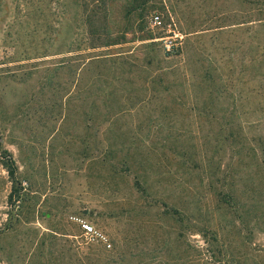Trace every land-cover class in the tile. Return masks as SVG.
I'll list each match as a JSON object with an SVG mask.
<instances>
[{
    "label": "rangeland",
    "instance_id": "rangeland-1",
    "mask_svg": "<svg viewBox=\"0 0 264 264\" xmlns=\"http://www.w3.org/2000/svg\"><path fill=\"white\" fill-rule=\"evenodd\" d=\"M122 1L112 21L122 18ZM9 2L0 0V140L16 160L23 196L16 205L9 202L12 181L0 163V264H90L89 241L76 218L108 242L129 234L137 249L157 248L158 233L183 234L174 209L195 213L200 226L219 235L211 244L199 233L184 234L193 264H264V163L251 149L259 136L264 140V0H158L148 13L149 23L161 16V24L150 26L155 43L141 40L148 30L135 23L127 42L82 51L80 57L119 55L128 62L117 81L121 111L102 125L95 142H101L97 154L113 142L122 149L119 159L136 153L135 169L142 163L148 171V196L136 187L141 171L116 175L110 163L86 158L93 133L86 111L63 88L70 79L53 78L54 70L45 68L66 55L23 60L26 40L11 33L21 28L10 27ZM44 13L50 14L47 8ZM82 15L71 3L75 34L82 32ZM174 28L184 39L169 54L161 38ZM210 84L219 120L200 108L212 94ZM225 122L250 142H224L217 150ZM184 146L194 168L183 167ZM209 164L221 171L211 175ZM226 189L235 192L232 206L221 199ZM176 249L183 255L182 243Z\"/></svg>",
    "mask_w": 264,
    "mask_h": 264
},
{
    "label": "trees",
    "instance_id": "trees-1",
    "mask_svg": "<svg viewBox=\"0 0 264 264\" xmlns=\"http://www.w3.org/2000/svg\"><path fill=\"white\" fill-rule=\"evenodd\" d=\"M8 11L11 19L10 27L13 28L15 24H20L18 32H11L13 36L15 34L20 36V39L26 40L23 60H31L35 58H43L47 56H53L58 54H64L58 63L53 66L45 67L47 70H54L50 73L53 78L65 76L70 80L67 83L61 82L64 89L74 94L73 99H77V106L85 109L87 115L88 127L92 131L91 143L85 147L86 158H93L100 160L104 163H110L113 167L114 173L120 174L122 172L131 175L132 171L142 174L136 175V187L145 194L150 195L148 190V171L142 163H139V170L135 169L138 160L136 161V153L131 151L128 154H121L119 159V150L117 143L113 142L106 147V152L97 154L98 146L101 142H95L99 136L97 133L101 132L102 125L105 122L110 123L114 119L115 115L120 113L117 106L119 104V90L117 89V81L121 77V68L128 63L119 55L107 56V55H94L87 56L82 55V51L88 48H101L110 47L127 42V33L131 31V28L136 23L140 30H148V33L144 39L153 40L155 43V35L150 29V23L148 20V13L150 10H154L157 7L158 0H124L121 3L122 18L120 21H112L109 15L112 13L114 5L120 0H9ZM75 2L83 9V15L81 23L78 26L82 29V32H72L71 21V3ZM11 3V6H10ZM93 5L91 13H88L90 5ZM14 5V8H13ZM45 8L48 9L49 15H45ZM74 25V24H73ZM85 31V33H84ZM80 34L81 37H80ZM85 34V35H84ZM16 35V36H17ZM90 39L93 42L88 43ZM149 46V45H147ZM50 47H55L54 50ZM166 50V49H165ZM179 49L174 51H167L169 54H175ZM68 55V56H67ZM70 55V56H69ZM78 60V61H77ZM151 57L148 58V64L153 63ZM129 74H133V70H128ZM205 76H210V72H204ZM49 76V77H50ZM163 77V76H162ZM163 79V78H161ZM205 81V82H203ZM202 82H211L212 79L205 78ZM54 89L60 91L62 89L61 84L58 86L56 82L53 83ZM201 81L198 82L200 86ZM73 90H71V88ZM212 85L210 84V88ZM212 92L208 98L202 100L201 107L202 113L209 116L210 119L219 120L215 112L213 111V105H215L216 99L213 96L215 93L214 88L210 90ZM84 94L85 96H81ZM104 110V111H103ZM226 125H221V130L218 132L220 151L222 144L234 143L235 140L240 142L249 143L248 137H244L240 132L234 133L232 129L228 128L229 122H225ZM112 124V122H111ZM110 124V126H111ZM227 127V128H226ZM110 128V132H111ZM95 132V133H94ZM113 132V131H112ZM115 136V135H114ZM113 136V138H114ZM112 139V138H108ZM90 143V144H89ZM139 146V145H138ZM252 150L254 149V155L259 163L260 158L264 163V140L259 136L255 143L253 142ZM260 150V156L255 150ZM189 146L183 147V167L186 169L194 168L192 162V153ZM217 151V153L219 152ZM137 152V151H136ZM136 161V162H135ZM261 162V163H262ZM0 163L8 171L12 181V191L9 194V202L12 205H16L18 201L22 199V186L21 181L18 179V165L13 154L3 147L0 140ZM199 167V166H198ZM209 171L211 175L216 174L218 170L221 171V166L215 167L209 164ZM217 168L216 172L214 170ZM135 169V171H134ZM224 172V171H223ZM232 187V186H231ZM233 188V187H232ZM234 189V188H233ZM221 199L224 203L233 205L235 203L234 190H222L220 191ZM171 214L173 218L178 219L183 226V234L174 235L169 230L163 234L158 233L156 235L158 245L157 248L150 249L145 248L137 249L135 246L136 237L127 234L123 240L115 239L113 243L110 241H89L87 245L86 256L90 264H193V260L189 258L190 248L187 241L182 237L184 234L199 233L206 241H210L211 244L219 242V235L216 229L209 226H200L196 222L195 213L180 212L177 209L173 210ZM183 245V255L177 252V247ZM0 249L1 246H0ZM80 250L79 245L75 246V254H78ZM170 255L166 261L160 259L163 256Z\"/></svg>",
    "mask_w": 264,
    "mask_h": 264
},
{
    "label": "built area",
    "instance_id": "built-area-1",
    "mask_svg": "<svg viewBox=\"0 0 264 264\" xmlns=\"http://www.w3.org/2000/svg\"><path fill=\"white\" fill-rule=\"evenodd\" d=\"M161 24V16L159 14H155L150 18V26L155 28ZM172 34L165 38H161L164 41V45L167 51H174L177 49V46L182 45V39H184V34L178 31L176 28L170 29ZM175 39V41L173 40ZM79 225L82 227L84 234L88 241H105L107 242V237L102 234L94 225L87 222L82 218H76Z\"/></svg>",
    "mask_w": 264,
    "mask_h": 264
}]
</instances>
